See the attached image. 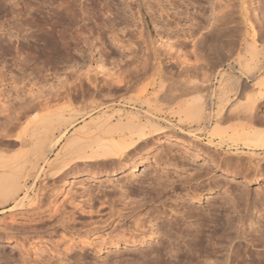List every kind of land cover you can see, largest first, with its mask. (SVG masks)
<instances>
[{"label":"rangeland","instance_id":"374dc122","mask_svg":"<svg viewBox=\"0 0 264 264\" xmlns=\"http://www.w3.org/2000/svg\"><path fill=\"white\" fill-rule=\"evenodd\" d=\"M214 37L227 43L228 73L237 55L264 65V0H0V109L10 94L14 114L91 100L94 116L101 108L114 122L136 112L159 123L113 161L58 177L44 164L37 177L16 169L23 199L0 204V264H264V173L241 196L243 173L224 174L234 142L220 145L187 114L203 92L186 90L202 85L203 45ZM245 81L238 97L254 86ZM255 113L264 117V104ZM22 121L12 131L19 161ZM7 127L0 119V133ZM183 229L190 236L173 233ZM197 240L208 248L196 251Z\"/></svg>","mask_w":264,"mask_h":264},{"label":"bare ground","instance_id":"6f19581e","mask_svg":"<svg viewBox=\"0 0 264 264\" xmlns=\"http://www.w3.org/2000/svg\"><path fill=\"white\" fill-rule=\"evenodd\" d=\"M226 44L227 43L223 40H215L214 37V41L212 39L210 42L203 45V49L207 53L205 58H203L205 62V68L203 67L204 71L201 72L202 85L201 83L196 84V82H194L191 85L192 87L189 84L190 87H188L187 90L184 89V87L183 90H181H186V92H188L192 89L190 93L192 91L193 93L203 92L202 96L197 94L200 97H197L192 102L189 101L191 102L190 104L188 101H186L187 106L189 104V112H187V114H190L188 115L191 116V119H193L192 121L196 125L203 123V128L205 131L207 129L210 136L217 137L220 145H223L226 139H232L234 142L232 144L236 146L235 150L237 154H235L234 159L229 158L225 162L228 169L224 171V174H231L232 172L229 170L231 168H233L235 173H243L241 177L243 178L242 182H244L242 184L243 188H239L241 189V191H239L241 196H245L243 190L247 187L246 183L250 181L258 182L262 179L261 176L264 173V117H257L255 113L256 110L264 104V65L263 59H255L253 56L249 57L248 60H244L243 57H238V55L236 57L237 59L235 57H232L231 59V56L229 55L230 59L238 62L239 66L238 69H235V67L231 65L230 62H228V65L230 66V71L228 73L226 69L222 68V61L226 54ZM247 47L251 50H249ZM247 47L245 49V53L248 50L249 54L256 52L253 48H250L251 46ZM254 54V56L257 55L256 53ZM234 56L236 55L234 54ZM215 66L220 67L219 69L214 70ZM198 67L202 68V65H199ZM235 72L242 74V76L240 77L234 75ZM215 79L219 80L218 84H220L217 91H220L221 94L219 93L218 95H215L216 91L213 87V80ZM243 79H246L245 82H247V80L253 79L254 86H252V90L250 89L252 93L249 90H246L249 91L247 92L248 94L244 91L245 94L243 97H241L242 95L238 97L237 95L243 92L242 90L244 89L242 88H245L246 85L243 82ZM226 82L229 84L233 83L234 88L231 87L228 89L227 87L229 84ZM88 84L90 85V81ZM249 85L251 86V84ZM93 86L92 87L95 88V85ZM173 87L174 86H172V88ZM185 88L187 87L185 86ZM230 92H232V95ZM233 95H235V100L231 98ZM161 96L162 94L160 97ZM215 97L217 98L216 103L214 101ZM63 98H65V96ZM69 100L68 102H70ZM72 101L74 102V99ZM72 101L67 107H65V104L59 109L46 111V113L40 115L39 113L37 114V112L40 109H46V107H48L45 105L46 103H43L42 105L38 103L28 107L25 106V108H27L22 109V112L14 114V105L16 104V99L12 96V94L8 95L6 102L3 103V106L0 109V112L3 113L0 119L5 125H8L4 133H0V138H6V143H4V145H0V204H2V206L3 204H6L10 201H16L15 203L18 205L23 199V197H19V192L23 190L18 180L19 174L17 173V170L19 168H24L25 171L29 170V172L31 171V173L37 177L44 164L49 166L50 170L53 169V171H51L53 173L49 172L51 173L50 175L52 177H58L67 170H72L79 167L80 163L85 165H91L93 163L100 164L120 158L123 154H125V152L128 151L131 146H137L142 141H146L150 131L156 132V130L159 129V123L153 122L148 116L145 121H141L136 112H126L125 120H121L120 118L114 122L111 119L112 113L110 115V113L108 114L106 111H102L101 108L100 111L98 110L100 113H97L96 116L93 115L98 109V103L95 104L91 100L89 103L87 101V103H83V100H81L80 102H82V104L78 103V105H73L74 103ZM129 101L135 102L136 104L137 100L130 99ZM142 101L143 102L139 101V104H148L147 101H144L143 99ZM99 107L102 106L100 105ZM155 110H157V107ZM172 110L174 111L175 109H171V111ZM183 110L181 112H183ZM146 113L147 112H145V114ZM173 113L177 114V112ZM92 115L94 117H92ZM178 116L179 115H177V117ZM14 121H17L16 123L22 121L24 124L22 132L20 131L19 133L20 135L17 134L19 145L22 147V149H24L21 154L22 160L20 159V161L17 160V155L14 153L12 148V143L14 140L12 138ZM191 123L192 122H190V124ZM229 123L231 124L229 125ZM78 124L80 125L74 129L72 134L66 137L67 132ZM170 126L173 125L170 124L169 127ZM212 140L213 138L211 141ZM209 148L211 147L209 146L208 149ZM51 154H53L52 158H50ZM211 162H213L215 166H218V164L213 161V159ZM263 193L264 192H262V194ZM179 227L180 226H178V228ZM183 230H177L176 233H173L176 234L178 238L188 236L189 232H187L186 229L184 231ZM132 238H134V236ZM202 243L203 242L200 240L194 241L193 244L198 247H192L195 248L196 251L197 249L203 250L208 248H205ZM188 255L189 256L186 257L189 258V262H192L193 253Z\"/></svg>","mask_w":264,"mask_h":264}]
</instances>
